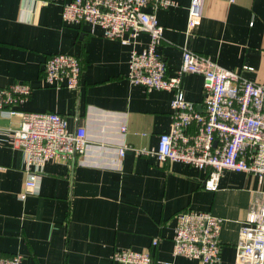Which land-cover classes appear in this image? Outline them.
I'll list each match as a JSON object with an SVG mask.
<instances>
[{
  "label": "crops",
  "instance_id": "crops-1",
  "mask_svg": "<svg viewBox=\"0 0 264 264\" xmlns=\"http://www.w3.org/2000/svg\"><path fill=\"white\" fill-rule=\"evenodd\" d=\"M69 1L0 0V88L29 84L18 108L58 112L69 130L85 126L88 136L74 162L50 160L37 172L13 137L19 116L0 110V256L20 253L23 264H120L113 252L131 248L150 249L155 264H205L173 253L176 214L194 210L223 219L217 264H235L242 223L258 220L264 209V178L226 169L210 190L202 168L161 163L151 151L170 129L174 91L128 79L131 52L144 49L149 34L124 43L104 36L100 26L66 23L62 9ZM172 1L147 7L164 26L157 50L170 76L180 73L190 48L264 83V0H205L193 29L191 0ZM58 52L80 59L78 88L46 83L44 62ZM181 90L202 110L201 74L182 72ZM31 173L38 189L23 197Z\"/></svg>",
  "mask_w": 264,
  "mask_h": 264
},
{
  "label": "built area",
  "instance_id": "built-area-1",
  "mask_svg": "<svg viewBox=\"0 0 264 264\" xmlns=\"http://www.w3.org/2000/svg\"><path fill=\"white\" fill-rule=\"evenodd\" d=\"M154 3L170 6L172 0H70L62 9L66 23L100 26L104 36L128 43L145 31L150 36L142 50L130 56L128 79L147 89L174 91L170 129L159 135L158 148L151 151L161 163L183 161L206 172L205 188L216 190L226 169L245 171L264 178V83L255 82L240 70L221 66L209 56L190 48L182 53V69L175 76L157 47L164 26L147 7ZM205 0H191L188 26L193 29L204 13ZM252 69L250 66H245ZM80 59L67 53L51 54L44 62V79L55 87L78 88L82 76ZM199 73L204 78L202 110L185 98L181 73ZM31 86L15 83L0 88V110L19 116L13 130L16 144L22 148L29 168L37 172L50 160L74 162L88 143L85 126L69 130L64 115L54 111H26L19 107L29 96ZM126 127H123L125 131ZM193 129V130H192ZM120 149L123 155L128 148ZM149 153V150H139ZM36 175L26 181V197L38 189ZM223 219L210 212L183 210L176 214L173 253L198 258L205 264L221 261L220 233ZM158 238L153 239V245ZM112 260L120 264H155L149 249H116ZM0 264H23L20 253L0 256ZM235 264H264V209L258 220L242 223L236 244Z\"/></svg>",
  "mask_w": 264,
  "mask_h": 264
},
{
  "label": "bare ground",
  "instance_id": "bare-ground-1",
  "mask_svg": "<svg viewBox=\"0 0 264 264\" xmlns=\"http://www.w3.org/2000/svg\"><path fill=\"white\" fill-rule=\"evenodd\" d=\"M257 175V174H256Z\"/></svg>",
  "mask_w": 264,
  "mask_h": 264
}]
</instances>
